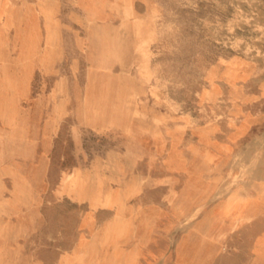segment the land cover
Wrapping results in <instances>:
<instances>
[{
	"label": "rangeland",
	"instance_id": "374dc122",
	"mask_svg": "<svg viewBox=\"0 0 264 264\" xmlns=\"http://www.w3.org/2000/svg\"><path fill=\"white\" fill-rule=\"evenodd\" d=\"M4 1L2 264H264V0Z\"/></svg>",
	"mask_w": 264,
	"mask_h": 264
},
{
	"label": "bare ground",
	"instance_id": "6f19581e",
	"mask_svg": "<svg viewBox=\"0 0 264 264\" xmlns=\"http://www.w3.org/2000/svg\"><path fill=\"white\" fill-rule=\"evenodd\" d=\"M1 3H5L4 0H0V4ZM37 11L42 15L43 18V22L46 28V34H45V38H44V42H45V49L46 48H51L52 47V41H53V20H52V10H51V6L49 5L47 0H37ZM7 7V6H6ZM5 10L8 11V8H5ZM10 12V10H9ZM38 13V14H39ZM12 12H11V17H12ZM15 16V15H14ZM17 17V16H16ZM36 19V18H35ZM38 19V18H37ZM22 34V33H21ZM95 34V33H93ZM25 38V45L21 48V52H27L26 54H32L37 46V40L35 37H32V35L29 34H24L22 35ZM100 51H102V49H100ZM101 64V63H99ZM138 95V94H137ZM80 112V111H79ZM1 125V124H0ZM3 147V146H2ZM195 151H197V149H193ZM209 152L206 149L203 153H202V161L200 164H194L192 167H199V165H203L204 167L199 168V170H203L205 167H207V163L211 162L212 159H210L208 157ZM209 158V159H206ZM234 160V159H233ZM3 160H0V163ZM190 161V160H189ZM234 162L238 163L237 161L234 160ZM184 166H185V162H184ZM6 168L5 170L8 171V169H11L10 167H4ZM12 170V169H11ZM9 176V175H7ZM195 179V178H194ZM204 189V186H202L201 184H199L198 182H196V180H192L190 181L189 178H187V180L185 181V186L182 189V191L180 192V194L182 196H185V199L189 198V196H196L198 195L201 190ZM18 195V193H17ZM20 195V194H19ZM18 197V196H17ZM121 210V209H120ZM262 210V208H259L257 211L258 213H260ZM29 217V216H28ZM116 220V219H115ZM130 222V221H129ZM143 222V221H142ZM213 221H211L210 224H212ZM220 222H217V225H221L218 224ZM117 225V224H116ZM131 225V224H130ZM116 231V230H115ZM124 249V248H123ZM134 251V250H133ZM127 252V251H126ZM1 253V252H0ZM85 254V253H83ZM198 254V252H197ZM3 260L0 258V264H2Z\"/></svg>",
	"mask_w": 264,
	"mask_h": 264
},
{
	"label": "crops",
	"instance_id": "0c3cea01",
	"mask_svg": "<svg viewBox=\"0 0 264 264\" xmlns=\"http://www.w3.org/2000/svg\"><path fill=\"white\" fill-rule=\"evenodd\" d=\"M148 141H146L145 143H144V145H145V147H146V149H150V150H152L153 148H152V144H151V138L150 139H147ZM204 144V143H203ZM205 145V144H204ZM207 149H208V152L210 153V154H212L213 156H214V159H216L217 161H215V165L213 166V169H216V168H218V167H220L221 166V164L223 163L222 161L224 160V159H222V157H221V155L219 154V151H217L216 149H214L213 147H210V146H208L207 145ZM214 150V151H213ZM171 151V149L167 152V154H166V157H165V162L167 163V164H169L170 165V167H174V169H181V167H183V164H184V159L179 155V153H173V154H170L169 152ZM116 170H118L119 171V168L118 167H116ZM202 171V170H201ZM201 171L199 170V171H197V172H195V174H194V177H195V180H196V182H198L199 184H201L202 186H204L205 188H213V185H206V184H204V183H202V182H200L199 181V179H198V176H199V174L201 173ZM18 174H19V172H18ZM115 179L117 180V181H119V180H121L120 178H118V177H115ZM130 185L133 187V188H136L137 189V187H136V185H134V184H131L130 183ZM141 210H142V208H141ZM214 214V213H213ZM179 215V217L181 218V215L180 214H178ZM210 218V220H212L213 219V217H209ZM215 225H217V224H215ZM223 225V224H222ZM222 225H220V226H222ZM214 226V225H213ZM212 228V227H211ZM210 232H211V230H210ZM133 233H136V227L134 228V232ZM210 239H211V235H210ZM197 252H199V246H195V247H193V248H191V249H188V250H185V253L186 254H188V255H190L191 254V256L192 257H197L196 255H197ZM201 261V260H200Z\"/></svg>",
	"mask_w": 264,
	"mask_h": 264
}]
</instances>
